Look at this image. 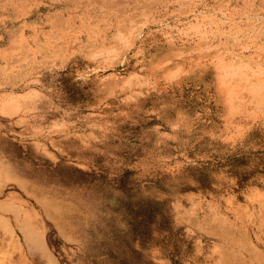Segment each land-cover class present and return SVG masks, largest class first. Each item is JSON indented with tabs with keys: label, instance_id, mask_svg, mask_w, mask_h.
Wrapping results in <instances>:
<instances>
[{
	"label": "rangeland",
	"instance_id": "obj_1",
	"mask_svg": "<svg viewBox=\"0 0 264 264\" xmlns=\"http://www.w3.org/2000/svg\"><path fill=\"white\" fill-rule=\"evenodd\" d=\"M175 16L85 12L0 60V264H264V0L213 42Z\"/></svg>",
	"mask_w": 264,
	"mask_h": 264
},
{
	"label": "crops",
	"instance_id": "obj_2",
	"mask_svg": "<svg viewBox=\"0 0 264 264\" xmlns=\"http://www.w3.org/2000/svg\"><path fill=\"white\" fill-rule=\"evenodd\" d=\"M186 6L192 10L194 18H183ZM101 9L141 12L142 22L140 25L145 23L144 19L148 20L149 12L171 11L176 15L175 19H178L179 22L181 20L183 26L193 25L198 28L199 32L197 33V30L195 36L201 35L199 43L202 40L207 43L213 42L214 27L221 28L222 36L223 30L226 31L229 0H0V60L16 58L17 56L13 53L17 51L15 46L20 43L41 42L42 40L35 38L38 26H85V23L72 21L84 19L85 12ZM41 13H47L44 19L38 17ZM59 13L62 17L60 19L64 22L53 23V18L57 19ZM109 25H118V23ZM119 25L126 26L128 23ZM49 31V29L46 30V32ZM5 70V67H0V84L3 85Z\"/></svg>",
	"mask_w": 264,
	"mask_h": 264
},
{
	"label": "bare ground",
	"instance_id": "obj_3",
	"mask_svg": "<svg viewBox=\"0 0 264 264\" xmlns=\"http://www.w3.org/2000/svg\"><path fill=\"white\" fill-rule=\"evenodd\" d=\"M253 1V0H252ZM260 3V2H259ZM262 3V2H261ZM247 12V11H246ZM250 12V11H249ZM254 12V11H253ZM257 13V12H256ZM247 14V13H246ZM253 16V15H252ZM263 17V16H262ZM261 17V18H262ZM250 18V17H249ZM247 19V18H246ZM259 19V18H258ZM250 23V22H249ZM244 24H245V21H244ZM250 25V24H249ZM245 27V26H244ZM247 28V27H246ZM238 30V29H237ZM253 32V31H252ZM255 32V31H254ZM250 33V32H249ZM264 35V34H263ZM251 40V39H250ZM239 41V40H238ZM258 43V42H257ZM239 45V44H238ZM241 45H243V44H241ZM247 45V44H246ZM234 48V47H233ZM246 50H248V49H246Z\"/></svg>",
	"mask_w": 264,
	"mask_h": 264
}]
</instances>
